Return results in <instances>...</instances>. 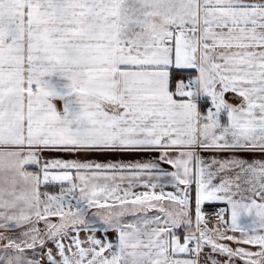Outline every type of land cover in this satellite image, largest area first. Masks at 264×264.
<instances>
[{"label":"snow or ice","instance_id":"6c2138e0","mask_svg":"<svg viewBox=\"0 0 264 264\" xmlns=\"http://www.w3.org/2000/svg\"><path fill=\"white\" fill-rule=\"evenodd\" d=\"M0 264H264V0H0Z\"/></svg>","mask_w":264,"mask_h":264},{"label":"crops","instance_id":"0c3cea01","mask_svg":"<svg viewBox=\"0 0 264 264\" xmlns=\"http://www.w3.org/2000/svg\"><path fill=\"white\" fill-rule=\"evenodd\" d=\"M201 155L207 157L209 155H214L213 153H201ZM242 155V154H241ZM158 156V153H142V154H130V155H123V156H93V157H89V159H92V160H95L97 162H104V161H109V160H123L125 162H129V161H132V162H135V161H149V160H153L155 159V157ZM162 168H164L165 170H169L171 171L172 169L170 168V166L168 165H161ZM53 189H51L50 192L52 193H56L59 191V187L58 186H49ZM48 191V189H45ZM167 191H172L171 188H168V189H165ZM217 205H221L222 207L224 205L222 204H217ZM213 205H208L206 204L204 206V208L206 207H211ZM217 223V222H215ZM215 223H212V224H215ZM10 234V233H9ZM236 235H238V233H236Z\"/></svg>","mask_w":264,"mask_h":264},{"label":"built area","instance_id":"2783aa9c","mask_svg":"<svg viewBox=\"0 0 264 264\" xmlns=\"http://www.w3.org/2000/svg\"><path fill=\"white\" fill-rule=\"evenodd\" d=\"M219 207H222L221 205H213L211 207L204 208L205 214L209 217H212L215 215V213L218 211ZM217 222L216 220H212L211 223Z\"/></svg>","mask_w":264,"mask_h":264},{"label":"trees","instance_id":"16d2710c","mask_svg":"<svg viewBox=\"0 0 264 264\" xmlns=\"http://www.w3.org/2000/svg\"><path fill=\"white\" fill-rule=\"evenodd\" d=\"M47 189H48V191H51V189H53V188H51V187H48ZM9 235H10V234H9Z\"/></svg>","mask_w":264,"mask_h":264},{"label":"rangeland","instance_id":"374dc122","mask_svg":"<svg viewBox=\"0 0 264 264\" xmlns=\"http://www.w3.org/2000/svg\"><path fill=\"white\" fill-rule=\"evenodd\" d=\"M138 191H140V190H142V189H137ZM165 191H167V190H165Z\"/></svg>","mask_w":264,"mask_h":264}]
</instances>
